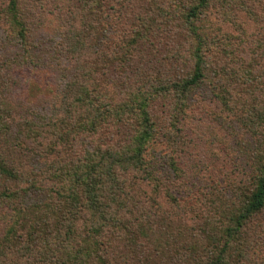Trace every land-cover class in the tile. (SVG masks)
Masks as SVG:
<instances>
[{
  "label": "trees",
  "instance_id": "obj_1",
  "mask_svg": "<svg viewBox=\"0 0 264 264\" xmlns=\"http://www.w3.org/2000/svg\"><path fill=\"white\" fill-rule=\"evenodd\" d=\"M59 2L44 43L20 0L0 10V264H264V0ZM32 62L57 74L45 106L14 97ZM204 90L249 183L193 210L161 197L152 110Z\"/></svg>",
  "mask_w": 264,
  "mask_h": 264
},
{
  "label": "rangeland",
  "instance_id": "obj_2",
  "mask_svg": "<svg viewBox=\"0 0 264 264\" xmlns=\"http://www.w3.org/2000/svg\"><path fill=\"white\" fill-rule=\"evenodd\" d=\"M55 1L60 6L59 1L62 0H20L24 11L29 13L31 27L39 28L34 35L36 42L44 43L53 35L51 30L48 31L50 19L46 16L55 9ZM8 4L9 0H0V10ZM9 33L8 26L2 23L0 56L3 59L5 48L11 44L7 41ZM10 75L17 84L13 88L14 97L21 100L23 105L28 104V107L37 105V102H42L45 106L48 101L45 99L50 97L57 82L54 71L41 69L38 72L34 62L29 65L28 70L23 67L12 68ZM196 98L195 105L179 119L171 117L174 113L170 103L162 101L153 107L152 118L160 125L169 122L172 126L171 138H174L172 147L165 143L166 149L157 150L160 156H164L159 162V168L164 170V174L160 182H157L164 188L161 192L162 199L167 200L164 196L165 192H169L176 200L179 199L181 208L188 204L193 210H200L201 203L207 202L206 194L212 190L229 194L234 186H239V182L249 183V173L244 168L245 155L241 154L236 139H233L224 126L226 113L210 99L207 91H199ZM173 163L175 167L172 166Z\"/></svg>",
  "mask_w": 264,
  "mask_h": 264
}]
</instances>
